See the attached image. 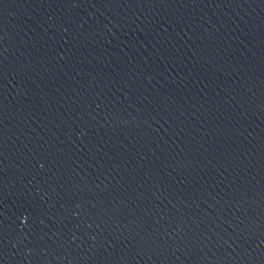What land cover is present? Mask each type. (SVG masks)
Wrapping results in <instances>:
<instances>
[{"label":"water","instance_id":"1","mask_svg":"<svg viewBox=\"0 0 264 264\" xmlns=\"http://www.w3.org/2000/svg\"><path fill=\"white\" fill-rule=\"evenodd\" d=\"M0 264H264V0H0Z\"/></svg>","mask_w":264,"mask_h":264}]
</instances>
